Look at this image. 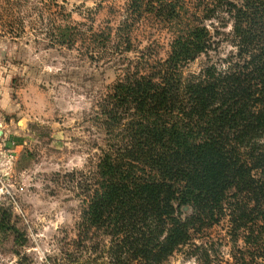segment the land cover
<instances>
[{
	"label": "trees",
	"instance_id": "trees-1",
	"mask_svg": "<svg viewBox=\"0 0 264 264\" xmlns=\"http://www.w3.org/2000/svg\"><path fill=\"white\" fill-rule=\"evenodd\" d=\"M1 2L10 32L19 23L122 70L97 102L105 146L80 185V248L104 251L112 264H164L188 247L199 264H223L227 245V263L264 264V0H130L119 24L104 28L92 9L86 24L55 0ZM149 19L173 33L165 59L135 42ZM214 20L232 21L236 52L222 64L210 55ZM203 55L200 71L187 73ZM223 222L226 235L215 239ZM0 231L27 243L4 207Z\"/></svg>",
	"mask_w": 264,
	"mask_h": 264
},
{
	"label": "rangeland",
	"instance_id": "rangeland-1",
	"mask_svg": "<svg viewBox=\"0 0 264 264\" xmlns=\"http://www.w3.org/2000/svg\"><path fill=\"white\" fill-rule=\"evenodd\" d=\"M55 1L73 23H92L89 10L96 11L94 27L104 28L110 22L115 27L119 24L120 13L130 0ZM3 5L1 2L0 207L12 212V222L28 240L21 246L13 232L0 231V264H112L104 251L83 250L76 243L78 223L87 205L80 185L96 170L100 147L105 146V133L95 119L97 102L122 70L104 58H89L83 49L53 46L44 34L32 28L23 30L19 23L10 32V15ZM15 17L18 22V14ZM207 23L219 40L211 60L222 64L236 52L232 21ZM138 33L136 44L142 49L150 47L154 59L167 57L173 39L168 24L149 19ZM135 55L129 53L131 58ZM206 61V55L201 56L187 67V73L199 72ZM227 224L212 230L215 239L226 235ZM188 250L176 252L164 264H199L186 255ZM221 250L223 264H229V246Z\"/></svg>",
	"mask_w": 264,
	"mask_h": 264
}]
</instances>
